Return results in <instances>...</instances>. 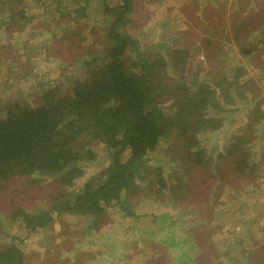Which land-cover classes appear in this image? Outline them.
Listing matches in <instances>:
<instances>
[{
    "label": "rangeland",
    "instance_id": "374dc122",
    "mask_svg": "<svg viewBox=\"0 0 264 264\" xmlns=\"http://www.w3.org/2000/svg\"><path fill=\"white\" fill-rule=\"evenodd\" d=\"M90 1L65 0L58 10L56 0H0V114L12 103H37L56 80L84 76L89 56L81 53L101 48L107 29L104 10ZM135 7L129 33L140 52L187 45L193 56L188 77L238 76L221 105L206 109L216 117L213 128L209 122L211 129L196 131L194 147L172 129L171 140L146 161L162 169L167 187L174 184L173 196L167 187L159 192L158 182L150 187L152 181L138 180L132 194H139L128 201L131 216L119 206H109L98 223L53 212L49 226L28 233L3 212L28 196L19 183L6 187L0 248L18 244L25 264H264V0H135ZM167 75L177 81L179 69ZM185 148L203 149V162ZM94 149L98 159L70 191L108 165L104 146ZM48 183L40 181L37 200L27 199L37 203L34 211L57 189Z\"/></svg>",
    "mask_w": 264,
    "mask_h": 264
},
{
    "label": "trees",
    "instance_id": "16d2710c",
    "mask_svg": "<svg viewBox=\"0 0 264 264\" xmlns=\"http://www.w3.org/2000/svg\"><path fill=\"white\" fill-rule=\"evenodd\" d=\"M96 1L104 10L107 29L99 32L101 48L81 53L89 56L84 76L56 80L37 103H12L0 114V191L19 183L28 196L19 197L21 205L3 212L12 222H23L28 233L49 226L53 212L89 216L94 223L102 220L109 206V210L119 206L126 216L133 215L128 201L139 194H132L138 180L152 181L150 187L158 182L159 192L168 186L161 168H148L147 156L171 140L173 128L185 135L189 147L197 146L196 131L205 132L216 121L206 109L221 105L220 99L236 85L235 77L211 71L212 77H188L193 56L187 45L165 53L140 52L138 41L129 33L135 0ZM63 2L56 0L58 10ZM25 10L13 9L22 14ZM26 57L25 62L33 60L32 55ZM170 69H179L177 81L167 75ZM209 122L211 126L205 127ZM100 145L107 152L108 165L87 176L80 189L70 191L98 159L94 148ZM204 152L185 148L199 163ZM45 180L57 189L51 195L45 193V207L38 204L42 208L34 211L37 203L28 205L27 199H38L36 189ZM170 185L167 190L173 196L174 184ZM24 257L14 242L0 248V264H25Z\"/></svg>",
    "mask_w": 264,
    "mask_h": 264
}]
</instances>
